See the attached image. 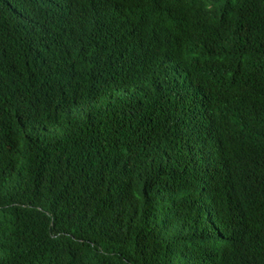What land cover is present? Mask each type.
I'll use <instances>...</instances> for the list:
<instances>
[{"label": "trees", "instance_id": "trees-1", "mask_svg": "<svg viewBox=\"0 0 264 264\" xmlns=\"http://www.w3.org/2000/svg\"><path fill=\"white\" fill-rule=\"evenodd\" d=\"M13 1L42 48L0 54V264H264V0H195L207 24L179 13L162 37L194 55V92L130 100L101 35L59 41L47 8ZM165 1L103 12L153 34Z\"/></svg>", "mask_w": 264, "mask_h": 264}, {"label": "clouds", "instance_id": "clouds-1", "mask_svg": "<svg viewBox=\"0 0 264 264\" xmlns=\"http://www.w3.org/2000/svg\"><path fill=\"white\" fill-rule=\"evenodd\" d=\"M36 1L49 10L46 20L59 41H68L78 29L101 35V41L94 39L91 42H99L111 56L120 58L117 65L125 76L114 82L110 86L111 90L118 91L116 84L120 82L129 87V90L118 91V97L130 100L127 96L130 92L137 99H144L155 96L156 87L165 89L171 86L178 93L194 92V55L162 37L172 28L179 13L203 25L207 24L206 15L195 0H166L158 18V28L153 34H146L145 31L136 34L128 26V10L121 5L116 6L113 14H105L103 10L108 0ZM202 1L207 5L208 12H212V0ZM0 2L13 20L11 34L4 40V47L0 50V54L6 56L3 61L33 58L42 48L39 28L13 0Z\"/></svg>", "mask_w": 264, "mask_h": 264}, {"label": "rangeland", "instance_id": "rangeland-1", "mask_svg": "<svg viewBox=\"0 0 264 264\" xmlns=\"http://www.w3.org/2000/svg\"><path fill=\"white\" fill-rule=\"evenodd\" d=\"M116 89L119 92H122V91H126L127 89L129 90V87L126 83L120 82V83L116 84ZM100 102H101V99L97 100V103H100Z\"/></svg>", "mask_w": 264, "mask_h": 264}, {"label": "bare ground", "instance_id": "bare-ground-1", "mask_svg": "<svg viewBox=\"0 0 264 264\" xmlns=\"http://www.w3.org/2000/svg\"><path fill=\"white\" fill-rule=\"evenodd\" d=\"M193 50V49H192ZM212 82V81H211ZM208 85V84H207Z\"/></svg>", "mask_w": 264, "mask_h": 264}]
</instances>
